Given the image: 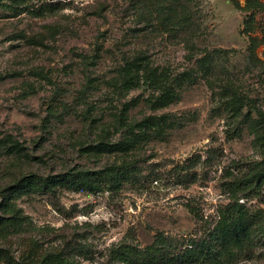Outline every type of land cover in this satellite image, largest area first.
Returning <instances> with one entry per match:
<instances>
[{
	"label": "rangeland",
	"instance_id": "1",
	"mask_svg": "<svg viewBox=\"0 0 264 264\" xmlns=\"http://www.w3.org/2000/svg\"><path fill=\"white\" fill-rule=\"evenodd\" d=\"M44 5L0 8V264H264V0ZM81 171L105 183L18 184ZM235 204L251 243L205 258Z\"/></svg>",
	"mask_w": 264,
	"mask_h": 264
},
{
	"label": "trees",
	"instance_id": "2",
	"mask_svg": "<svg viewBox=\"0 0 264 264\" xmlns=\"http://www.w3.org/2000/svg\"><path fill=\"white\" fill-rule=\"evenodd\" d=\"M10 3H5L0 0V8L4 9H11L15 12L18 10H29L35 16H40L43 11L52 12L54 10V5H44L41 7L36 8V6L32 7V4L35 0H7ZM40 1V0H38ZM31 6V7H30ZM35 9H32L34 8ZM31 8V9H30ZM88 84H93L91 79L87 78ZM139 81H136L135 78L130 80V84L132 86H136ZM87 87V86H86ZM179 95L177 92L168 86V89L156 99L158 102V108H166L174 101L178 99ZM157 120V118H155ZM162 119V118H161ZM145 120L141 124L137 125L136 127L139 128L138 134L143 135L147 134L149 129L150 121ZM159 121V120H158ZM155 128V127H151ZM129 131L131 132L128 140L125 143H119L113 145L114 147H109L107 144H100L97 146L99 150L105 151H128L129 148L137 142V134L135 133V126L129 127ZM105 179H103V175L101 172H89V171H81V172H69L60 175H53V176H36V175H29L23 177L19 181L20 188L22 186L23 192H33V193H43V192H53L57 188L73 190V191H83V190H90L96 191L99 188L100 184H104ZM119 182V181H118ZM24 188V189H23ZM235 210L234 213L228 218H225V214L222 213L221 221L217 224L216 230L212 234L211 240L209 243H203L200 245L198 249L202 255H205V258H210L214 260H219V257L222 253H228L232 247H236L238 249L245 248L246 245L251 243L252 236L255 233V218L252 213L249 211L248 208L243 207L241 205L235 204L232 208ZM8 221H12L13 223L17 222L20 224L19 221H14V219H7ZM19 222V223H18Z\"/></svg>",
	"mask_w": 264,
	"mask_h": 264
}]
</instances>
